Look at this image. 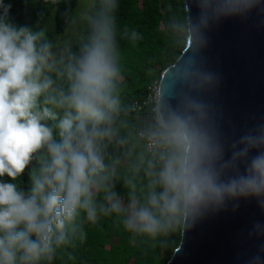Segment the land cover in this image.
<instances>
[{"label":"clouds","instance_id":"clouds-1","mask_svg":"<svg viewBox=\"0 0 264 264\" xmlns=\"http://www.w3.org/2000/svg\"><path fill=\"white\" fill-rule=\"evenodd\" d=\"M196 5L206 22V15H241L264 0ZM11 6L0 0V177L13 181L0 180V264H43L58 249L75 247L85 238V222L101 217L155 241L210 203L264 199V126L241 135L229 153L208 105L196 97L161 106L146 133L155 150L137 152L131 162L133 149L117 125L118 34L133 43L142 37L119 32L118 0H96L75 49L60 52L45 28L13 23ZM190 27L199 31V24ZM110 146L124 149L130 161L123 176ZM30 165L25 191L15 181Z\"/></svg>","mask_w":264,"mask_h":264},{"label":"water","instance_id":"water-1","mask_svg":"<svg viewBox=\"0 0 264 264\" xmlns=\"http://www.w3.org/2000/svg\"><path fill=\"white\" fill-rule=\"evenodd\" d=\"M185 8L187 44L162 72L156 112L161 106L177 107L189 96L202 100L230 153L241 135L264 126V5L241 15L209 14L206 22L199 20L196 0H185ZM192 24H199V31ZM262 204L264 199L236 197L201 207L183 225L168 264H264Z\"/></svg>","mask_w":264,"mask_h":264},{"label":"trees","instance_id":"trees-1","mask_svg":"<svg viewBox=\"0 0 264 264\" xmlns=\"http://www.w3.org/2000/svg\"><path fill=\"white\" fill-rule=\"evenodd\" d=\"M5 3L12 5L9 17L13 23L33 29L38 25L43 27L46 17L53 13L54 33L61 35L74 19L79 0H5ZM118 4L119 32L127 28L136 30L142 37L133 43L118 34L122 110L117 125L120 136H127L128 147L133 149L130 159L135 162L137 152L150 155L139 133L151 128L142 120L154 121L156 102L152 101L138 112H133V107L148 100L152 89L158 87L162 72L180 57L187 44L189 28L185 0H118ZM109 151L121 157L118 168L121 176L128 173L130 161L122 155L124 149L110 146ZM31 167L15 181L25 191L30 187ZM0 180L13 182L7 176ZM116 188L126 199L127 192L121 183L118 182ZM182 227L153 241L125 231L114 218L101 217L95 223L85 222V238L75 247L58 249L56 255L43 264H168L181 243Z\"/></svg>","mask_w":264,"mask_h":264},{"label":"rangeland","instance_id":"rangeland-1","mask_svg":"<svg viewBox=\"0 0 264 264\" xmlns=\"http://www.w3.org/2000/svg\"><path fill=\"white\" fill-rule=\"evenodd\" d=\"M94 3L95 0H79L78 6L75 10L74 19L67 31L61 35H56L54 33V14L52 13L46 17L43 28L46 29L49 39L55 44V50L57 52H60L66 46H75L79 38L86 33L87 25L84 18L91 12Z\"/></svg>","mask_w":264,"mask_h":264},{"label":"built area","instance_id":"built-area-1","mask_svg":"<svg viewBox=\"0 0 264 264\" xmlns=\"http://www.w3.org/2000/svg\"><path fill=\"white\" fill-rule=\"evenodd\" d=\"M157 91H158V87H155L154 89H152L153 94L150 95V97L148 98V100H146L144 103H136L133 107V112H138L141 111L144 107L148 106L152 101L156 102V97H157ZM146 133L147 131H141L139 133V137L144 140L147 150L149 152V154L151 155L152 152L155 150L153 145L151 144V142L146 139Z\"/></svg>","mask_w":264,"mask_h":264}]
</instances>
